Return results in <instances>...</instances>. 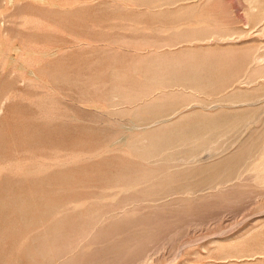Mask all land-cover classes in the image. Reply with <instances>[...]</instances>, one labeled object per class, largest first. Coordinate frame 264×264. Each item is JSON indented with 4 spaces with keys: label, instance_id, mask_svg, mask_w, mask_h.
I'll list each match as a JSON object with an SVG mask.
<instances>
[{
    "label": "rangeland",
    "instance_id": "rangeland-1",
    "mask_svg": "<svg viewBox=\"0 0 264 264\" xmlns=\"http://www.w3.org/2000/svg\"><path fill=\"white\" fill-rule=\"evenodd\" d=\"M263 13L0 0V264H264Z\"/></svg>",
    "mask_w": 264,
    "mask_h": 264
},
{
    "label": "bare ground",
    "instance_id": "bare-ground-1",
    "mask_svg": "<svg viewBox=\"0 0 264 264\" xmlns=\"http://www.w3.org/2000/svg\"><path fill=\"white\" fill-rule=\"evenodd\" d=\"M262 16H264V13H263V15ZM259 61V60H258ZM264 80V79H263ZM235 91V90H234ZM258 100V99H257ZM248 106V105H247ZM253 106V105H252ZM165 149H167V148H165ZM169 150V149H168ZM172 159V158H171ZM185 159V158H184ZM179 160H181V159H179ZM178 160V161H179ZM195 160V159H194ZM181 161H183V160H181ZM190 162V161H189ZM187 163V162H186ZM189 165V164H188ZM181 167V166H180Z\"/></svg>",
    "mask_w": 264,
    "mask_h": 264
}]
</instances>
